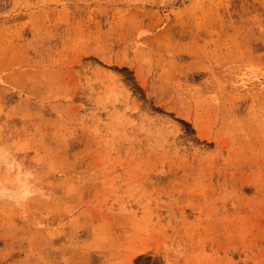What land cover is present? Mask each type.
Wrapping results in <instances>:
<instances>
[{"label":"rangeland","instance_id":"1","mask_svg":"<svg viewBox=\"0 0 264 264\" xmlns=\"http://www.w3.org/2000/svg\"><path fill=\"white\" fill-rule=\"evenodd\" d=\"M0 264H264V0H0Z\"/></svg>","mask_w":264,"mask_h":264},{"label":"clouds","instance_id":"2","mask_svg":"<svg viewBox=\"0 0 264 264\" xmlns=\"http://www.w3.org/2000/svg\"><path fill=\"white\" fill-rule=\"evenodd\" d=\"M22 165L13 166V170L18 172L19 183L18 188L13 191H9L6 188L0 187V199H8L16 202L26 201L36 193L33 191L31 184V173H24L22 171Z\"/></svg>","mask_w":264,"mask_h":264}]
</instances>
